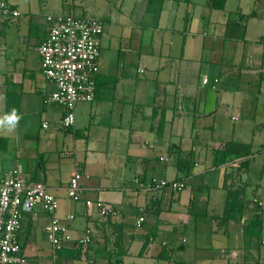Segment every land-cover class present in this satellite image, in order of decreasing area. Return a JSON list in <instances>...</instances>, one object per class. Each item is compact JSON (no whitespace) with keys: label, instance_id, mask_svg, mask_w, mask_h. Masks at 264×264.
I'll list each match as a JSON object with an SVG mask.
<instances>
[{"label":"crops","instance_id":"0c3cea01","mask_svg":"<svg viewBox=\"0 0 264 264\" xmlns=\"http://www.w3.org/2000/svg\"><path fill=\"white\" fill-rule=\"evenodd\" d=\"M75 2L72 3L76 5ZM78 2L84 17L92 15L94 17L90 18L105 22L102 49L105 43L112 51L116 52L118 47L123 53L120 74L116 76L117 71H104L103 68L97 81L96 100L105 90L103 102L108 101L106 94L108 90L110 95V86L118 94L114 99L120 102L113 111L116 120L111 126L105 127L97 120L102 116L104 103L95 100L93 103H79L75 126L62 130L59 123L65 113L63 107L53 105L52 110L40 112V104L45 105L49 93L41 96L42 90L48 91L47 83L26 69L18 72L16 65L14 71L4 77L0 75V177L20 170L29 182H35L41 175V181L59 201L57 217L67 227L71 239L57 250L46 230L50 220L38 207L36 215H25L19 233L27 264H45V260L46 264H145L139 263L141 260L161 264L163 258L160 254L166 250L171 251V258L177 249L181 257L189 248L200 252L203 248L200 242H193L194 238L191 241L187 236L176 237L175 232L180 225L188 228L192 220L189 209L196 205L195 193H202L205 188L209 190V198L211 188L219 190L221 197V190L225 192L223 213L213 220L223 230L228 243L232 242L233 231L240 228L246 256L247 252L255 254L261 264L260 250L264 242L262 246L250 239L247 242L243 229L256 212L264 211L262 200L254 202L253 210L248 199L240 222L220 224L230 192L242 185L248 187L245 177L249 175L253 162L250 155L248 167L239 171L236 168L239 159L235 158L217 166L215 151L222 144H253L234 136L225 138V120L230 118L237 122L241 131L250 125L253 130L261 126L252 115L245 114L253 95L244 94L241 88L246 82L243 71L245 68L249 71L250 64L256 66L258 59L248 44V31L244 35L240 33L241 17L231 19L232 14L227 12L229 0ZM76 6L71 10L76 11ZM262 66L261 70L254 67L253 74L261 73L264 63ZM234 76L238 77L237 82ZM204 79L209 82L204 84ZM14 114L19 120L13 127L10 120ZM38 115L52 116V127L48 121L42 122V129L48 132L44 140L40 137L42 130L33 136L31 129L27 133L26 126H23L26 120ZM46 123L48 126L44 127ZM202 133H212V138L208 135L200 140ZM33 140L38 141L34 154L28 144ZM83 151L85 160L79 162L78 156ZM187 158L192 169L178 170L179 160ZM36 161H40L39 169L34 167ZM171 161L172 167L169 165ZM157 162L169 165L163 170L165 177L160 181L182 182L185 184L182 191L170 187L146 190L145 186L157 179L155 174L160 169ZM61 168H66L68 175L60 173L58 178L55 170ZM169 168L173 170L172 179L167 178ZM76 169L82 174L80 201H73L68 195ZM119 169H122L120 179L114 174ZM189 180L193 181L191 194L187 192ZM87 200L112 205L116 215L102 220L95 205L87 207ZM175 201L187 212L175 211ZM158 203L161 204L160 210L155 208ZM129 208H135L137 216L129 215ZM250 209L253 211L248 214ZM149 215L154 219L155 228L159 223L157 229L160 232L173 234V243L161 242L153 232L144 229ZM142 217L144 221L140 224ZM88 230L92 240L85 246L80 240ZM50 250L51 258L46 256ZM221 253L227 254V251ZM181 259L184 258L173 260L200 264L199 255Z\"/></svg>","mask_w":264,"mask_h":264},{"label":"rangeland","instance_id":"374dc122","mask_svg":"<svg viewBox=\"0 0 264 264\" xmlns=\"http://www.w3.org/2000/svg\"><path fill=\"white\" fill-rule=\"evenodd\" d=\"M75 1L77 6L72 3L74 0H0V4H7L9 7L17 8L20 12V17L11 16L5 18L0 9V75L2 77L9 74V72L14 71L16 65V70L18 72H24L26 69L29 73L35 74L44 83H47L46 88L48 87V91L42 90L41 96H44L43 94H46L47 92L50 93L54 89V85L50 84L42 73L39 46L50 29V25L47 22L48 16L68 14L77 17L85 16L80 11V9L82 10L81 3L78 2V0ZM73 6H76V11L71 10ZM227 12L232 14V20H237L238 16L239 18L241 17L240 33L244 35L246 30L248 31V44H250L251 51L255 53L258 59V61L256 60L257 64L254 67H258V69L261 70V68H263L262 64L264 63V0H229ZM87 16L89 18L94 17L92 15ZM119 43H121V41H119ZM122 56L123 53L119 51L118 47L116 52H114L103 43L100 57V72L104 68V71H117V73H115L116 76L118 73L120 74L119 70L123 66V61H120ZM254 67L250 64L249 71L246 68L245 71H243V78L246 82L245 84L242 83L241 88L243 89L244 94L249 93L248 95H253L250 97V102L247 103V105H250V108L247 110L248 112L245 111V114L252 115V119L260 122L261 126H259L257 130H253L250 125V127H248L249 130L246 129L241 131L237 122L234 123L228 118L225 120L227 128L223 132L225 138H232L231 136H234L237 140L242 142L253 143L251 150L253 162L249 175L245 177V180H247L248 183L247 195L250 200V206H252L253 210L256 206L254 202L257 203L259 200L264 202V70H262L261 73L253 74L254 72L252 70ZM234 79L235 82L238 81V77L234 76ZM107 95L109 98L106 100L108 101L103 102V97L105 96V90H103L101 97L96 100V103H99L100 101L104 103L102 116L97 120L102 122L105 127H109L115 122L116 114L114 116L113 111L114 109L117 110V106L120 102L114 99L118 94H115L113 86H110V95L107 90L106 96ZM46 109L50 111L52 110V106H46L44 103L40 104V112H44ZM242 118L245 119V116ZM44 120L48 121V124H51L52 127L51 115L43 117L38 115L37 117H32L30 120H26L24 122L25 125L23 124V126H26L25 130L27 133L31 129V135L33 136H37L42 130L40 137L44 140V138L48 136V132L42 129V122ZM27 127L29 128L28 130ZM59 128L62 129L60 123ZM233 131H235V135L233 134ZM208 135L212 138V133L211 135L209 133H202L200 140L208 138ZM107 136L108 134H106V137ZM194 137L195 141H197L196 136ZM37 143V140L28 142L30 147L34 150L33 154L35 153V149H37ZM1 145L2 144L0 143V146ZM85 156V152H81L78 156L79 162H84ZM111 159L118 160L114 158ZM157 165L160 169L155 176L159 179L158 181H160L163 176L165 177V172L163 173V170L169 167V165L172 167L173 161H171L169 165L163 162H157ZM37 166L39 169L40 161L34 162V167L36 168ZM100 166L101 165H99V167ZM94 169L96 171L100 170L96 168ZM172 172V168H169L167 174L168 179H172ZM60 173H62L63 176L64 174L68 175L66 168L55 170V174L58 178ZM114 174L116 175V178L120 179V176H122V169L115 170ZM149 174L153 173L149 171ZM41 179L42 177L40 175L39 181L35 182L44 183ZM192 186L193 181L189 180L187 192H190V194L192 192ZM211 190L212 196L210 198L208 197V188H205L202 193H195L196 205L194 209H189L192 220L187 226L188 228H185L186 225H180L175 232L177 233L176 237L187 236L190 240L194 238L193 242L196 240L197 242H200V245L203 247L202 250L197 252L195 249L189 248L190 250L185 253L183 252V257H181V253L177 249L172 260H179L180 258L188 259L192 257V255H199L200 264H258L259 259L255 254L247 252L246 256V250L242 244L243 238L240 228L237 231L236 229L233 231L231 236L232 242L228 243L229 240L223 234V230L216 226V220H213V218L218 219L223 213L225 192L220 189L223 195L221 197L219 196V193H221L219 190L213 188H211ZM208 199L209 202H207ZM173 208L178 212H187V209L179 203L177 204V201L174 202ZM253 210L250 209L248 214H251ZM129 211V215H132L133 217L137 216V210L135 208H129ZM153 221L154 219L149 215L144 229L153 232L154 236H158L157 238H159L158 240L161 242L168 241L173 243L171 239L173 238V234L162 231L160 232L157 229L160 226L159 223L157 224V228H155L153 226ZM222 250L227 251V254H222ZM235 253L241 255L235 256ZM260 253V258L262 259L260 262L261 264H264V246L260 250ZM46 256H50V258L53 257L52 251H48ZM207 259H209V261H206ZM44 263L46 264L47 261L45 260ZM139 263L152 264V261L141 260ZM160 263L167 264V261L162 259Z\"/></svg>","mask_w":264,"mask_h":264},{"label":"built area","instance_id":"2783aa9c","mask_svg":"<svg viewBox=\"0 0 264 264\" xmlns=\"http://www.w3.org/2000/svg\"><path fill=\"white\" fill-rule=\"evenodd\" d=\"M5 17H18V11L7 4H0ZM50 29L42 42V73L46 80L54 85L45 98L47 106H61L65 113L60 127L73 129L76 123V109L79 103H93L97 97V81L100 75V57L105 22L101 19L77 17L74 15H50L47 17ZM208 79L203 83L207 84ZM216 82H218L216 80ZM46 123L44 127H47ZM82 174L78 169L73 174L68 195L73 201H80ZM146 190L170 187L180 192L185 184L178 181L168 182L153 179L145 186ZM87 207L96 206L102 220L116 215L115 208L107 203L87 200ZM41 207L50 222L46 230L53 246L60 250L66 241L71 240L68 229L57 217L59 201L45 183L29 182L16 170L14 173L0 177V264H27L23 248L19 242V233L23 228L27 214L36 215ZM141 218L139 223H142ZM91 231L80 240L82 245L91 243Z\"/></svg>","mask_w":264,"mask_h":264},{"label":"trees","instance_id":"16d2710c","mask_svg":"<svg viewBox=\"0 0 264 264\" xmlns=\"http://www.w3.org/2000/svg\"><path fill=\"white\" fill-rule=\"evenodd\" d=\"M251 150H252L251 144L226 142L222 144L215 151L217 155V166L224 165L228 162V160L230 161L231 159L235 158V159H239L236 167L238 171L242 169L244 170L245 168L248 167L249 160L247 159L250 155H252ZM234 163L236 164V162ZM177 167L178 170L189 171L192 169V164L190 163V161H188V158L183 160L181 159L179 160ZM228 176L229 175H227L226 178H228ZM168 182H173V181H168ZM225 184H226V180H225ZM247 189L248 187H246V185H242L240 188L236 190H232L230 194L227 196L224 215L220 219L221 225H227L230 221L240 222V219L244 216L246 208L248 206ZM155 208L157 210H160L161 204L158 203ZM263 213H264L263 210L260 211L259 213L256 212L254 216L248 219L249 221H247V224L244 225V229H243L244 236L247 242L250 239L251 241L256 242L259 246H262L264 242ZM146 247L147 246H145L143 250H145ZM171 256H172L171 251L168 250L160 254V257L168 261L169 264H188L184 262H174L172 261Z\"/></svg>","mask_w":264,"mask_h":264},{"label":"clouds","instance_id":"9594fccd","mask_svg":"<svg viewBox=\"0 0 264 264\" xmlns=\"http://www.w3.org/2000/svg\"><path fill=\"white\" fill-rule=\"evenodd\" d=\"M15 111V110H14ZM19 117L16 116L15 114L11 117L10 122L12 123V126L14 127L16 125V123L18 122Z\"/></svg>","mask_w":264,"mask_h":264}]
</instances>
